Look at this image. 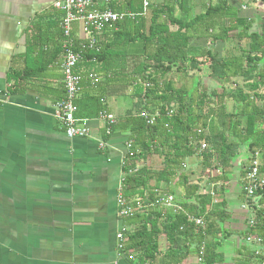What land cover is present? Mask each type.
Returning <instances> with one entry per match:
<instances>
[{
	"label": "trees",
	"instance_id": "1",
	"mask_svg": "<svg viewBox=\"0 0 264 264\" xmlns=\"http://www.w3.org/2000/svg\"><path fill=\"white\" fill-rule=\"evenodd\" d=\"M98 2L99 8L108 5L126 17L118 30H106L99 38L100 49H88L77 66L76 71L87 82L76 100V117L97 118L108 111L104 99L112 85L131 86L136 110L110 125L109 134L107 129L104 132L105 141L112 132L128 134L130 147L123 159L121 193L135 204L139 197L145 203L154 202L161 191L174 195L183 207L174 213L155 206L124 218L129 229L125 228L128 239L123 251L139 264H184L190 257L202 258L195 264H223L224 242L236 234L241 243L234 264H263L264 186L248 200L242 189L243 201L253 210L242 230H232L228 227L232 214L225 185L231 181L243 148L246 168L260 154L264 178V23L261 30H253L255 20L240 16L230 0H152L150 20L144 0ZM247 2L264 5V0ZM197 6L200 13H194ZM47 32L39 28L30 41L24 69L9 73L11 92L23 91L29 80L61 71L62 31L52 46L54 56L52 49L47 50ZM236 38L247 39L248 45L234 53L229 45ZM201 39L205 47L193 43ZM219 41L224 44L220 55L211 47ZM90 73L96 74L95 80L88 78ZM205 74L224 81L221 94L201 87ZM238 78L244 80L245 87L228 92L226 85ZM59 89L62 99L64 86ZM227 100L233 104L231 110ZM202 143H206L203 150ZM150 156L161 159V169L138 166ZM191 158L200 160L203 171H213L206 174L205 187L190 180L187 164ZM241 175L243 179L245 168ZM189 217L202 219L204 226ZM251 219L255 221L252 226ZM163 234L169 246L158 258ZM249 235L262 239V254L257 255L254 244L247 243Z\"/></svg>",
	"mask_w": 264,
	"mask_h": 264
},
{
	"label": "crops",
	"instance_id": "2",
	"mask_svg": "<svg viewBox=\"0 0 264 264\" xmlns=\"http://www.w3.org/2000/svg\"><path fill=\"white\" fill-rule=\"evenodd\" d=\"M55 1L0 0V264H139L119 249L117 239L120 230L129 229L117 204L128 134L112 132L101 148L104 124L93 119L92 138H68L58 117L61 71L29 80L23 91L10 90L9 73L24 69L39 28L48 31L47 50L55 55L52 46L64 16ZM196 9L201 12L200 6ZM123 86L129 87L112 85L104 99L119 118L133 106L130 87L128 93L115 92ZM225 186L229 207L230 196L237 205L229 209L228 227L242 230L249 216L240 212L249 210L243 207L241 178L231 177ZM240 241L235 234L224 242L222 248L234 250L224 248L223 264H234ZM168 246L163 234L158 258ZM196 261L190 257L184 264Z\"/></svg>",
	"mask_w": 264,
	"mask_h": 264
},
{
	"label": "built area",
	"instance_id": "3",
	"mask_svg": "<svg viewBox=\"0 0 264 264\" xmlns=\"http://www.w3.org/2000/svg\"><path fill=\"white\" fill-rule=\"evenodd\" d=\"M99 0H56L53 4L54 8L61 11L64 16L61 21V29L63 35V54L60 63L62 73V83L65 89V96L58 101V117L61 126L65 130L68 138H92L90 133V123L93 119L77 118L78 105L76 100L81 93L82 84L86 77L77 72L76 68L83 59L84 53L88 49H100L99 38L106 30H118V24L126 17L125 13L115 12L110 6L105 5V8H99ZM109 1V0H107ZM152 0H144L145 11L148 10ZM78 27V32L75 34L74 27ZM90 80H95L96 74L90 73ZM143 116L148 117V113H143ZM154 118V117H153ZM149 122H153L154 119ZM97 122L104 124L107 129V134L110 133V125L117 122L118 117L108 111H102L97 118ZM106 141L100 142V147L105 148ZM128 148L130 147L127 142ZM206 148V143H202L201 149ZM260 154L257 153L255 158L245 168V175L242 179V189L247 199H253L256 192L264 186V178L260 173ZM214 195V191H212ZM117 204L119 207V215L121 218L133 216L136 212H147L150 208L160 206L164 211L172 210L174 213L183 211L182 205L176 202L174 195L159 191L154 202L145 203L141 197L135 200V204L125 197L122 193L118 195ZM244 208L250 210L249 203L243 205ZM164 217L162 216L163 220ZM199 226H204L202 219H194ZM251 226L255 224L254 219L250 220ZM118 247L123 250L127 237L123 230L117 233ZM247 243H256V254H262L259 248L262 245V239L256 235H249L246 239ZM264 254V253H263ZM198 262L202 260L199 257ZM264 264V262H263Z\"/></svg>",
	"mask_w": 264,
	"mask_h": 264
},
{
	"label": "rangeland",
	"instance_id": "4",
	"mask_svg": "<svg viewBox=\"0 0 264 264\" xmlns=\"http://www.w3.org/2000/svg\"><path fill=\"white\" fill-rule=\"evenodd\" d=\"M162 0H157L158 3H161ZM248 0H230V3L237 7V10L239 11V15L240 16H244L247 18H252L255 20L254 26H253V30H261L262 28V24L264 23V5L261 2H255L254 4L251 2H247ZM198 13L199 9H195L194 13ZM147 16L148 19L150 20V16H151V12L150 10L147 12ZM236 33V32H234ZM193 43L197 46H206V42L201 39L199 41H193ZM248 45V40L247 39H243V40H238V38H236L235 40H233L229 47L231 48V51L238 52V48L240 46H247ZM213 48V50H215L219 55L221 54L222 51H224V44L222 42H216L214 45L211 46ZM202 85L201 87H204L207 89V91L211 92V91H216L218 94H221L223 92L222 90V86L224 85V81L221 79H217V78H211L209 76H207L205 74V76L203 75L202 78L200 79ZM244 80L242 78H238V79H234L231 81V83L227 84V88H228V92H232V91H236L237 89H242L243 86L245 85V82H243ZM129 86V85H127ZM124 87V88H123ZM121 87L120 89L116 90L115 92H127L128 93V88L130 87V98L132 99V111L136 110V101L133 102L134 98L132 96V87L129 86L128 88H125V86ZM245 87V86H244ZM111 100V99H110ZM227 108L229 110L232 109V102L230 100H227ZM146 111H143V113H145ZM159 111H156L155 113H157ZM147 113V112H146ZM116 117L119 118V116L116 115ZM126 148L128 149V146L126 145ZM246 148H243L238 159L235 160V173L237 177H240L242 179V175L241 172L244 168H246L245 166V162L246 161ZM262 159H260V163ZM143 165H147L148 167H151L155 170L161 169L162 167V161L160 158H158L157 156H150L148 157V159L146 161L142 160L141 162H139L138 166L142 167ZM187 172L190 176V180L193 183H199L201 186H206V180H207V175H210V172L212 174L213 171H203L202 165L200 163V160H198L197 158H192L190 159V161L187 164ZM214 173L216 174V171H214ZM231 176V175H230ZM235 174H232V179L236 178ZM242 182V180H241ZM242 184V183H241ZM211 188V186H210ZM245 196V195H244ZM246 197V196H245ZM235 199L234 196H230L229 200H230V206L228 205V209H236L237 205H234L235 203ZM247 199V198H246ZM234 200V201H231ZM248 200V199H247ZM247 200H244V202L246 203ZM244 203V204H245ZM251 208V207H250ZM253 209L249 210V212H251ZM145 212V211H144ZM247 212V211H246ZM240 212L242 213V217L245 216H251V213L249 212ZM237 216V215H236ZM235 220L238 219L234 218ZM244 225V223H242ZM233 227H235L234 225H232ZM241 243V241H240ZM250 244V243H248ZM251 245V244H250ZM256 249V243H254L253 246ZM225 251L226 249L231 250L232 247L231 246H225ZM224 248H222V250L224 251ZM234 250V248L231 250L230 253H232ZM227 252V251H226ZM228 253V252H227Z\"/></svg>",
	"mask_w": 264,
	"mask_h": 264
}]
</instances>
